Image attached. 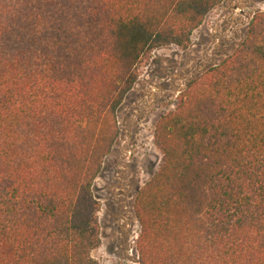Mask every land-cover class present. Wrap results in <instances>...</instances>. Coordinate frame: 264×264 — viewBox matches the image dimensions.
Listing matches in <instances>:
<instances>
[{
  "label": "trees",
  "instance_id": "16d2710c",
  "mask_svg": "<svg viewBox=\"0 0 264 264\" xmlns=\"http://www.w3.org/2000/svg\"><path fill=\"white\" fill-rule=\"evenodd\" d=\"M227 0H0V264H99L94 185L154 51ZM140 264H264V12L155 127Z\"/></svg>",
  "mask_w": 264,
  "mask_h": 264
},
{
  "label": "rangeland",
  "instance_id": "374dc122",
  "mask_svg": "<svg viewBox=\"0 0 264 264\" xmlns=\"http://www.w3.org/2000/svg\"><path fill=\"white\" fill-rule=\"evenodd\" d=\"M260 12L264 0H227L194 32L189 49L163 48L139 64V80L118 111L121 136L94 185L101 204V245L92 256L99 264H140L141 227L134 205L161 164L156 124L176 108L187 83L234 53Z\"/></svg>",
  "mask_w": 264,
  "mask_h": 264
}]
</instances>
